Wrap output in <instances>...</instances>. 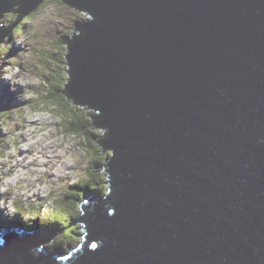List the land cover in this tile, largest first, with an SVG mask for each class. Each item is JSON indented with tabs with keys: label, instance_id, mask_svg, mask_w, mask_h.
Masks as SVG:
<instances>
[{
	"label": "water",
	"instance_id": "1",
	"mask_svg": "<svg viewBox=\"0 0 264 264\" xmlns=\"http://www.w3.org/2000/svg\"><path fill=\"white\" fill-rule=\"evenodd\" d=\"M63 1L94 17L64 42L63 90L111 130L110 183L67 257L41 248L61 230L3 224L0 264H264V0ZM37 2L0 0L3 22Z\"/></svg>",
	"mask_w": 264,
	"mask_h": 264
},
{
	"label": "clouds",
	"instance_id": "2",
	"mask_svg": "<svg viewBox=\"0 0 264 264\" xmlns=\"http://www.w3.org/2000/svg\"><path fill=\"white\" fill-rule=\"evenodd\" d=\"M10 3V10L17 5L20 9L24 0H10ZM42 3L43 0H38L36 7L31 11H35V15L23 22L26 27L21 33L14 32L12 24L3 22L4 14L8 11L0 14V33H4L3 38L0 39V81L8 82L9 91L15 94L16 101L12 106L0 109L2 114L0 115V212L8 217L20 215L15 210L17 202L25 207L31 205L37 209L42 206L47 208L53 203L51 194L62 197L73 184L87 182L89 179V159L85 155L87 149L81 146V142L85 141L84 135L68 129V126L62 122V115L55 110V106H49L44 99L51 91L54 81L44 79L49 74L40 62V51L45 47L43 43L45 40L56 39V33L50 31L47 36L42 33L38 35L37 29L41 24L51 28L49 21L56 18L52 14V6L48 4L41 8ZM82 11L87 13L83 24L94 21L92 14L85 9ZM177 11L182 12L184 9ZM37 41H40L39 47H37ZM14 46L19 48V51L16 55L9 56ZM101 113L103 110L98 105L97 117ZM89 127L100 138L111 134V130L103 126V119H100L98 123L90 124ZM98 145L101 147L100 143ZM103 164L100 166L101 169ZM107 171L109 175H106V179L110 183L108 167ZM86 193H88L86 198L91 194L102 197L100 192L94 193L86 189ZM84 204L89 205V201L85 200ZM93 207L94 203L88 210L92 211ZM112 214L114 210L109 209V215ZM4 220H0V225H15L13 218L5 222ZM23 221L29 227L33 224H29L24 219ZM35 223L38 227L39 225L48 226L42 222L35 221ZM80 224L83 227V224ZM16 231L22 234L24 229H16ZM51 232L53 234L57 231ZM84 234L85 231L75 246L71 242L68 243L70 245L64 250L65 255L50 244L52 239L44 243L41 248L46 246L48 252L56 254L57 258L67 257L71 250L80 245ZM41 236L47 235L41 234ZM5 243V239L0 238V247H3ZM96 248V243L91 245L92 250ZM29 252L36 255L40 249L35 248V251L30 249Z\"/></svg>",
	"mask_w": 264,
	"mask_h": 264
},
{
	"label": "rangeland",
	"instance_id": "3",
	"mask_svg": "<svg viewBox=\"0 0 264 264\" xmlns=\"http://www.w3.org/2000/svg\"><path fill=\"white\" fill-rule=\"evenodd\" d=\"M50 4L52 6V14L55 16V20L49 21V24H51V28L48 27V25L45 24H41L38 26L37 29V33L39 34H43L45 36H47L49 34L50 31L55 32L56 33V39L54 40H45L43 43L45 44V47L40 51V57H41V63L44 65V67L48 70V74L44 77V79L46 81H54V83L51 85V91L49 92L48 96L45 97V102L49 105V106H55V110H57L61 115H62V122L64 124L67 125L68 123V119H70L72 116H70L71 111H74V106L76 107L77 110L81 111L80 115L84 116V120L87 122L86 123V127L93 132L94 136L89 137L88 140L85 139V141L81 142V146L86 147L87 149V153L86 158L89 159V168H88V174H89V179L87 181V183L91 182V184H95V182H92L94 177H97L99 174H101L102 179L98 180V183L95 184L93 187L100 192V195L103 197V195L107 194L108 191V186H107V179H106V175L107 172L106 170L103 168L101 169L100 166H98L96 163H94V161L97 158H104V163L106 161V159L110 158L112 156V149H107V150H103V148H101L100 146H98V139L100 137H97L95 131H93L89 125L93 124L92 123V118L90 117V114L92 116H95V110L94 112L92 111L91 107H86V105H82V104H75L72 103L71 99H68V96H66L60 89H63L65 84V81L68 80L69 76L67 74V70L69 69V65L65 64V58L64 55L66 54V44L64 43L72 33H74L75 29L74 26L77 23H82L85 16L87 15L84 11H82L81 9H78L72 5H69L65 2H62L61 0H44L43 3L40 5L41 8H43L45 5ZM32 11V10H31ZM30 11V12H31ZM28 12L25 15L27 16H23L14 26H13V31L17 33L16 26L21 23L23 26V31H24V27H26V25H24V21L31 19L32 16L35 15V11L33 12ZM75 22V23H74ZM22 31V32H23ZM9 32H11V29L9 30ZM21 33V32H19ZM37 47L40 46V41H37ZM19 51V48L17 47H13L12 50H10L9 52V56H14L17 54V52ZM58 88V89H57ZM15 94L9 91V85L7 81H0V108L3 109L5 107H9L12 106L15 103ZM74 105H72V104ZM67 112L69 113V115H67ZM94 113V114H93ZM5 114V113H4ZM0 115H2L0 113ZM91 118V119H89ZM80 134L84 135L83 133ZM105 152H109L108 155H105ZM79 184V183H77ZM77 184H73L71 186L70 189L66 190L63 194V196H56L55 194H51L50 198L52 199L53 203L49 206H47V208H44L43 206L40 209H37L35 207L36 210L35 212L39 213V221L42 223H46L47 225H49L50 222L52 221H57V219H59L60 217H62L61 219H63L64 221H66V223H68V225L71 223V221L73 219H75L76 217H78L81 212L82 209L80 207V202L85 199L87 197L86 194V189H89V187H83L84 184H80V187L77 186ZM95 189L93 190L94 192ZM72 191L77 192L78 196L75 195H70L67 196L68 193H71ZM97 193V192H96ZM19 206L22 207V209L24 208V211L28 209V207H25L23 204L17 202ZM23 211V210H22ZM30 212V211H29ZM27 211L22 212V216L20 217L16 215L13 217H8L6 215L3 214V212L0 213L1 218L5 219L4 222L9 219V218H13V223L19 227H23L24 225V221L23 219H25L27 217ZM32 213V212H31ZM65 216V218H64ZM0 218V220H2ZM7 218V219H6ZM23 218V219H22ZM12 222V221H11ZM30 223H32L30 221ZM13 225V226H15ZM56 226V231H60L58 234H56L52 240L50 241V244L54 245L56 247L57 243L59 241H65V234H64V230L62 229V222L60 224H55ZM82 225L77 222L74 223L72 225L69 226V228L72 229V231L74 232L72 234L73 238L69 239L71 240V244L72 245H76V243L78 241H80L81 239V234L84 232V230H82ZM25 227H23V229H25ZM33 229H38L39 234L41 236V234L43 235H48L51 234L52 230H48V226L46 227H42L41 225H39V227L37 226L36 228H34L32 226ZM52 228V226H51ZM26 230V229H25ZM55 230V229H53ZM43 232V233H42ZM51 232V233H50ZM45 233V234H44ZM76 241V242H75ZM63 247L60 248L59 250L60 252L65 253L64 250H66L68 248V246L70 244L65 243V244H61Z\"/></svg>",
	"mask_w": 264,
	"mask_h": 264
},
{
	"label": "trees",
	"instance_id": "4",
	"mask_svg": "<svg viewBox=\"0 0 264 264\" xmlns=\"http://www.w3.org/2000/svg\"><path fill=\"white\" fill-rule=\"evenodd\" d=\"M14 23V22H13ZM16 31H17V33H19V32H22L23 31V26H22V24L21 23H19L17 26H16V29H15ZM58 89V88H57ZM66 96H69V94H68V92H67V89H65V90H63V89H60ZM69 99V98H68ZM73 102V101H72ZM72 104V103H71ZM73 105V104H72ZM74 106V105H73ZM74 111H71V113H70V116H72L70 119H68V123H67V126H68V129H70V130H72V131H76V132H79L80 133V131H81V133H83V134H85V139L86 140H88L89 139V137H91V136H94L93 134V132H91L87 127H86V121L84 120V116H81L80 115V113H81V111H79V110H77L76 109V107L74 106ZM93 111V110H92ZM67 115H69V113L67 112ZM99 146V145H98ZM109 154V152H105V155H108ZM103 162H104V158H97L95 161H94V163H96L98 166H101L102 164H103ZM102 179V177H101V174H99L97 177H94V179H93V181L92 182H95V184H97L98 183V180H101ZM80 184H84V188L85 187H89V189H87L88 191H90V192H94L93 190L95 189L93 186L95 185V184H91V182H89V183H87V182H81V183H79V184H77V186L78 187H80ZM95 191L98 193L99 191H97L96 189H95ZM96 192H94V193H96ZM70 195H75V196H78L77 195V192H74V191H72L71 193H68V195L67 196H70ZM17 207H16V209L15 210H17V212L16 213H20V214H22V212H24L25 213V211H27V217L25 218V221L26 222H28L29 224H31L30 223V221L33 223L32 224V226L34 227L35 226V222H33V221H36V219H38V217H39V213L38 212H35V211H32V213H31V215H30V213H29V211L31 210V205H29V207H28V209L27 210H25L24 211V208L22 209V207L21 206H19V205H16ZM20 210V211H19ZM23 210V211H22ZM62 217H60L59 219H57V221H52V222H50L49 223V225H48V230H53V229H55L56 230V226H55V224L57 223V224H60L61 222H62V229L64 228L65 230H64V234H65V241H64V243H63V241H59L58 242V244L56 245V247L59 249V247L60 248H62L63 246L61 245V244H65V243H69L71 240H69V239H72L73 238V236H72V234L74 233L73 231H72V229L71 228H69V226H68V223H66V221H64L63 219H61ZM64 218H65V216H64ZM28 219V220H27ZM10 221V220H9ZM24 224H25V222H24ZM26 225V224H25ZM27 226V225H26ZM31 226V227H32ZM51 226H52V228H51ZM29 227V226H28Z\"/></svg>",
	"mask_w": 264,
	"mask_h": 264
},
{
	"label": "bare ground",
	"instance_id": "5",
	"mask_svg": "<svg viewBox=\"0 0 264 264\" xmlns=\"http://www.w3.org/2000/svg\"><path fill=\"white\" fill-rule=\"evenodd\" d=\"M1 109V108H0ZM94 114V113H93ZM29 207V206H28ZM36 209L35 208H33L32 206H31V210H30V215H31V212L32 211H35ZM20 211V210H19ZM1 213V212H0ZM22 215H20V217H21ZM0 218H1V216H0ZM2 219V218H1ZM4 219V218H3ZM25 220V219H24ZM28 220V219H27ZM33 222H35V221H33ZM26 226V225H25ZM23 228V227H22ZM35 228V227H34ZM26 230H33V228L32 227H28V226H26V228H25ZM49 253V252H48ZM64 255H65V253H63Z\"/></svg>",
	"mask_w": 264,
	"mask_h": 264
}]
</instances>
